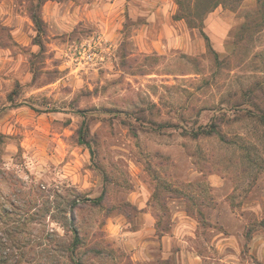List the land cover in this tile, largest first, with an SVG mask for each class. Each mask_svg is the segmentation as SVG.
<instances>
[{"label":"rangeland","instance_id":"1","mask_svg":"<svg viewBox=\"0 0 264 264\" xmlns=\"http://www.w3.org/2000/svg\"><path fill=\"white\" fill-rule=\"evenodd\" d=\"M178 1L0 0L20 264H264V0Z\"/></svg>","mask_w":264,"mask_h":264},{"label":"trees","instance_id":"2","mask_svg":"<svg viewBox=\"0 0 264 264\" xmlns=\"http://www.w3.org/2000/svg\"><path fill=\"white\" fill-rule=\"evenodd\" d=\"M222 2H225V0H197V3L195 4V6L192 7L191 2H189V0H179L178 4H179V9L182 15H177L176 18L177 19L185 18L187 22H189L191 25H194V26L197 25V20H199V25L202 26L203 18L207 16L208 13H210L217 5H219ZM32 18L35 21L36 25H39L40 22H42V19L38 14H33ZM39 29L41 28L39 27ZM201 32L207 41L208 47L211 49L212 48L211 41H210L208 34L203 29ZM85 124L86 123H83V125L81 126L79 130V139H80V142H82L83 144H88V141L86 140L87 134L84 132L86 128ZM198 133L199 132H195L194 135H198ZM98 199L101 200L102 196H100ZM4 231H3L4 234L10 235L11 231L13 230L10 229L8 231L7 230H4ZM74 233H75L74 244L78 245L80 241H79V234L76 228H74ZM8 240L9 239L7 238L5 239L4 237L0 239V264H20L21 263L20 259L17 256H15V253L13 251H10V248L6 246L5 243H8ZM21 255H22V252H21ZM40 259L44 261L43 263H47V262L49 263V261L45 262L47 258L45 257L41 258V255L39 257V260Z\"/></svg>","mask_w":264,"mask_h":264}]
</instances>
